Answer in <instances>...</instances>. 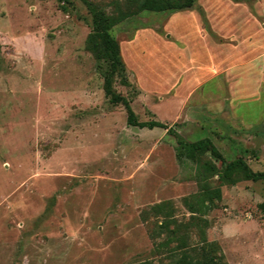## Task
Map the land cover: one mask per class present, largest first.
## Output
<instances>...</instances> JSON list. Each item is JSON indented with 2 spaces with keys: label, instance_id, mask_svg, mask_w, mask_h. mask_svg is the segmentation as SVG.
Returning <instances> with one entry per match:
<instances>
[{
  "label": "rangeland",
  "instance_id": "1",
  "mask_svg": "<svg viewBox=\"0 0 264 264\" xmlns=\"http://www.w3.org/2000/svg\"><path fill=\"white\" fill-rule=\"evenodd\" d=\"M141 1L0 0V264H202L191 205L201 166L221 163L183 145L209 139L264 172V0L166 13ZM88 4L129 16L111 30L120 103L87 49ZM152 122L167 129L139 126ZM219 190L204 217L211 250L264 264V183Z\"/></svg>",
  "mask_w": 264,
  "mask_h": 264
},
{
  "label": "trees",
  "instance_id": "2",
  "mask_svg": "<svg viewBox=\"0 0 264 264\" xmlns=\"http://www.w3.org/2000/svg\"><path fill=\"white\" fill-rule=\"evenodd\" d=\"M196 0H142L139 5L141 12H153V13H166L176 12L190 9L194 6ZM90 12L93 18V30L87 40V49L98 60H104L107 65V72L105 76V88L106 93L110 97L113 103H120L122 100L116 96L113 92V81L115 77L125 78L126 69L123 63L120 46L117 41L112 37L111 30L118 24L125 21L129 16L121 14L120 16L113 18L107 16L105 12L95 8L91 4H88ZM125 106L128 111L129 124L137 126L135 123V115L130 108L129 103L125 102ZM141 128H149L151 130L155 128L167 129V125L160 122H152L148 124L139 125ZM183 148L189 153V155L199 161L200 157L209 154L215 161L221 163V167H217L212 164L204 163L199 171L200 181L202 180V191L198 199V205H191V211L196 215L198 221V227L201 230L202 246L197 248L202 258V264H225L223 257L211 250L210 243L207 240L208 222L204 217L212 211L215 200L220 198V187L235 186L241 182H263L264 172H254L249 165L243 159H238L234 162H227L223 155L219 152L213 142L209 139L202 140L194 144H185ZM217 178L219 184L218 189L212 190L210 188V181ZM259 210L264 218V202L259 205ZM167 227L164 225V228ZM180 231V230H179ZM179 233V232H176ZM175 233V234H176ZM172 243L171 239L161 247H168ZM196 250V248L194 249ZM179 264H194L187 258L181 260Z\"/></svg>",
  "mask_w": 264,
  "mask_h": 264
}]
</instances>
